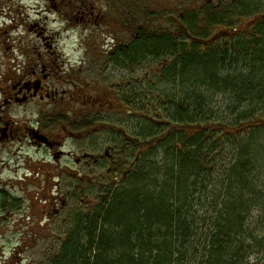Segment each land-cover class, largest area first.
<instances>
[{"label":"trees","instance_id":"trees-1","mask_svg":"<svg viewBox=\"0 0 264 264\" xmlns=\"http://www.w3.org/2000/svg\"><path fill=\"white\" fill-rule=\"evenodd\" d=\"M78 1L81 12L93 9ZM233 15L186 13L178 36L138 28L129 46L115 45L112 64L158 60L171 92L133 81L98 99L82 94L106 104L91 108L142 122L118 135L109 172L119 182L108 179L95 205L71 209L57 246L34 264H264V23L208 37Z\"/></svg>","mask_w":264,"mask_h":264},{"label":"rangeland","instance_id":"rangeland-1","mask_svg":"<svg viewBox=\"0 0 264 264\" xmlns=\"http://www.w3.org/2000/svg\"><path fill=\"white\" fill-rule=\"evenodd\" d=\"M84 1L94 7V15H97L95 23L94 20L90 24L82 23L79 20L81 9L78 8V0H0V77H3L4 74L10 79L13 76L16 77L19 74V67L25 64L31 66L37 62L53 61L54 55L49 51H55L57 48L59 59L66 63L64 70L65 74H68V78L75 79L80 86L82 81L87 83L84 93L87 95L85 97L87 99H98L108 95L109 92L114 93L115 85L125 87L133 81L137 83L138 87L146 84L151 85L153 94L156 93V90L167 93V91L171 92L170 84L161 82L156 75L160 66L158 60H145L141 64H130L128 68H120L109 60L110 52L114 49L115 44L122 43L129 46L137 37L138 28L149 29V31L153 28L151 31L166 32L178 36L179 30L186 28L184 27L185 22L182 21L186 13L198 15L210 8L232 10L235 15L223 19L219 25L217 23L212 25V29L207 31L208 37L211 35L212 38L213 36L222 37L223 31L230 34L245 33L254 29L255 25L252 26V24L258 18H262L264 23V0H82V3ZM236 1H243V5L240 7ZM239 8L244 9L246 13L250 11V13H243ZM236 15L239 18H236ZM66 18H68V22H66ZM147 26L149 27L146 28ZM191 34L200 35L194 30L191 31ZM188 40H192V38L190 37ZM59 59H57L58 65L61 64ZM65 74L63 77H66ZM0 85L2 88L6 87L5 83L0 82ZM61 87L71 89L69 85ZM219 101L221 102L220 99ZM93 106L105 107L106 104L103 101H98L89 105L88 100L85 104L82 100L74 99L65 101L62 106L28 104L7 107L8 109L4 112L7 117L14 120L24 119L33 124L40 120L48 126L49 133L55 130L60 132L61 125L53 123V121L60 120L63 121L62 123L67 121L65 123L68 125L67 130L74 133V136L64 141L63 149L65 151L74 150L77 152V157H82L81 152L100 154L106 157V159L102 158V163L105 166L94 164L93 160L80 167L74 166L73 162L69 163L67 169L73 171L74 175L78 171L83 173L82 175L85 177L83 182L78 183L77 180L72 179L68 172V174H62L63 184L57 189L37 187L35 190L27 185L26 192L30 200H26L25 209L29 212L33 211L31 213L38 217L42 216V225H38L27 216L21 229V232L25 233L21 237H24L22 238L26 242L27 249L19 255L20 262L16 263L15 261L11 264H34V260L53 250L58 244L57 238L65 232L66 221L70 220V210H74L80 204L95 205L100 196L98 191L105 189L104 186L108 179L110 182L113 179L115 182H119V174L111 175L109 172L110 169H117L114 166L115 155L117 151L122 152L119 147L120 150H115L118 146V135L123 129L128 130L129 127L140 125L142 122L139 118L140 114L138 116L135 113L130 118L125 114H117L116 110L103 111L91 108ZM216 107L217 105L214 106L215 112L217 111ZM223 114L220 112V115ZM90 119H97L100 123L91 126L84 132L77 129L81 124L90 123ZM108 145L113 146V149L106 155L105 149ZM107 150L109 152L111 149ZM6 152H11L13 156H8L9 154ZM127 159L132 161L133 157L128 155ZM35 164L42 165V171L45 173L36 178L42 182L41 187L45 186V183H49L50 180L51 182L56 181V179L54 180V166L57 164L43 149L38 150L26 141L17 140L8 142L0 148V165L4 172L16 169L21 173L24 171L22 166L29 167ZM26 172L27 177L33 175L28 169ZM83 189H85L84 193ZM75 191L79 192H77V196H74ZM41 193L53 197L59 193V200L54 198L52 207L47 209L42 201L46 197H41ZM67 194L68 196H66ZM33 195L37 196V204L32 201ZM61 200L65 202L63 208H60ZM47 203H49L48 199ZM40 206H43V212H41ZM53 206L60 208L59 216H53ZM48 212L51 213L49 218ZM11 223L0 221V264H5L8 261L13 248L14 241L7 245L8 241L14 239L8 232Z\"/></svg>","mask_w":264,"mask_h":264},{"label":"flooded vegetation","instance_id":"flooded-vegetation-1","mask_svg":"<svg viewBox=\"0 0 264 264\" xmlns=\"http://www.w3.org/2000/svg\"><path fill=\"white\" fill-rule=\"evenodd\" d=\"M94 8V7H93ZM94 9H87L80 13L79 20L82 23L90 24L93 20L96 22L97 15H94ZM68 22V18H66ZM114 45V44H113ZM116 45V44H115ZM51 47V46H50ZM57 48L55 51H49L50 54L54 55L53 61H46L45 63H35L31 66L22 65L19 70V74L16 77H11L3 75L0 77V82L5 83L4 88L0 85V148L8 142L11 141H21L27 142L34 148L38 150L43 149L46 151L52 158L53 162H56L57 165L54 166L55 177L53 181L45 183V186L41 187V183L37 177L44 175L42 171L43 166L40 164L30 165L29 167L22 166L23 172L19 173L16 169L7 170L6 172L2 171V166L0 165V221H6L11 223L8 230L12 238L11 241L7 242V245H10L14 241L13 248L8 257V261L5 264H11L16 261L20 262V254L24 253L27 249L26 242L24 237L21 235L25 233L21 232V229L24 225V221L29 218H32V221L37 222L38 225H42V216H36L34 213H31L25 209L26 200H30L26 192L27 185H30L32 188L37 190V187L44 189L46 187L56 188L63 184L62 174L68 172L70 173L72 179H75L80 183L84 181L85 177L83 173L79 172L74 175L73 171H69V163L73 162L74 166L81 165L85 166L90 160L92 162L100 164L102 162V156L98 154L85 153L81 152L82 157H77V152L74 150L65 151L64 141L67 138H72L74 133L69 132L68 125L62 123L60 120L53 121L61 125L60 132L55 130L54 132H48V126L42 123L40 120L32 122H27L24 119L14 120L13 118L7 117L4 112L7 107L13 106H25L28 104H47V106H62L65 101L70 100H82V94L86 92V82H81L80 86L78 81L68 78V74H65L64 70V61L59 59L60 56L57 54ZM57 59L60 61L58 65ZM67 69V68H66ZM65 74L66 77H63ZM62 85H69L71 89H63ZM84 103V101H83ZM86 103V102H85ZM88 128L82 129V131H87ZM43 135L46 137V142H40L36 136ZM67 135V136H66ZM110 149V148H109ZM82 151H85L82 149ZM8 156H13L11 152H6ZM107 153V148L105 149V154ZM69 159V160H68ZM72 159V160H71ZM71 160V161H70ZM30 173H33L30 177H27L26 170ZM63 169V171H62ZM65 171V172H64ZM12 173V175H10ZM82 175V176H81ZM53 178V177H52ZM33 179V181H31ZM30 180V181H29ZM36 180V181H34ZM73 184V183H72ZM74 185V184H73ZM71 186V188L73 187ZM35 194V191L33 192ZM39 195V194H37ZM41 197H46L42 201L45 203L44 206L47 209L52 205L54 198L58 201L59 193H56L55 197L51 195L40 194ZM68 196V194L66 195ZM47 199L49 203H47ZM33 203L37 204V196L33 195ZM60 208L65 206V202L61 200ZM52 207V206H51ZM32 208V206H30ZM29 208V209H30ZM43 206H40L42 211ZM60 208L53 206V216H59ZM39 209V207H38ZM33 210V209H32ZM30 213V214H27ZM51 213L48 212V218ZM43 217H46L43 215Z\"/></svg>","mask_w":264,"mask_h":264},{"label":"water","instance_id":"water-1","mask_svg":"<svg viewBox=\"0 0 264 264\" xmlns=\"http://www.w3.org/2000/svg\"><path fill=\"white\" fill-rule=\"evenodd\" d=\"M36 138L40 141V142H46V137L43 135H37Z\"/></svg>","mask_w":264,"mask_h":264}]
</instances>
